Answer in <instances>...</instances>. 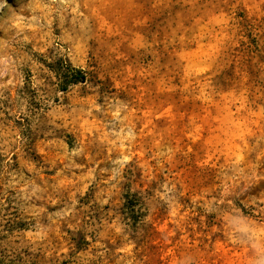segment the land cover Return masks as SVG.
<instances>
[{
  "label": "clouds",
  "instance_id": "obj_1",
  "mask_svg": "<svg viewBox=\"0 0 264 264\" xmlns=\"http://www.w3.org/2000/svg\"><path fill=\"white\" fill-rule=\"evenodd\" d=\"M0 264H264V0H0Z\"/></svg>",
  "mask_w": 264,
  "mask_h": 264
}]
</instances>
